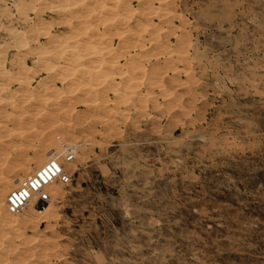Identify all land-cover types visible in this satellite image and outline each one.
<instances>
[{
  "label": "rangeland",
  "instance_id": "obj_1",
  "mask_svg": "<svg viewBox=\"0 0 264 264\" xmlns=\"http://www.w3.org/2000/svg\"><path fill=\"white\" fill-rule=\"evenodd\" d=\"M0 264H264V0H0Z\"/></svg>",
  "mask_w": 264,
  "mask_h": 264
},
{
  "label": "built area",
  "instance_id": "obj_2",
  "mask_svg": "<svg viewBox=\"0 0 264 264\" xmlns=\"http://www.w3.org/2000/svg\"><path fill=\"white\" fill-rule=\"evenodd\" d=\"M75 158L72 147H63L60 155L50 158L41 168L23 180L17 182V187L6 198L8 214L17 215L27 206L33 204L36 208L47 206L51 202L49 189L55 185L67 186L71 182L65 167Z\"/></svg>",
  "mask_w": 264,
  "mask_h": 264
},
{
  "label": "bare ground",
  "instance_id": "obj_3",
  "mask_svg": "<svg viewBox=\"0 0 264 264\" xmlns=\"http://www.w3.org/2000/svg\"><path fill=\"white\" fill-rule=\"evenodd\" d=\"M98 71V70H97Z\"/></svg>",
  "mask_w": 264,
  "mask_h": 264
}]
</instances>
